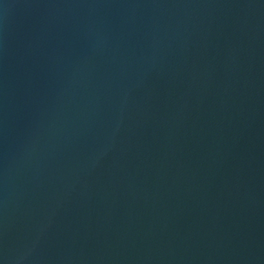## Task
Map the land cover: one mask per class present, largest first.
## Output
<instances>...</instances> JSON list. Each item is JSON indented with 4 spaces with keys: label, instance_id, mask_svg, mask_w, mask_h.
Returning <instances> with one entry per match:
<instances>
[{
    "label": "water",
    "instance_id": "water-1",
    "mask_svg": "<svg viewBox=\"0 0 264 264\" xmlns=\"http://www.w3.org/2000/svg\"><path fill=\"white\" fill-rule=\"evenodd\" d=\"M0 264H264V0H0Z\"/></svg>",
    "mask_w": 264,
    "mask_h": 264
}]
</instances>
